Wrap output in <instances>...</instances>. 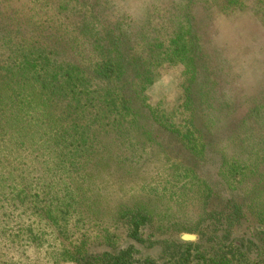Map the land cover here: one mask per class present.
I'll return each instance as SVG.
<instances>
[{
  "label": "trees",
  "instance_id": "trees-1",
  "mask_svg": "<svg viewBox=\"0 0 264 264\" xmlns=\"http://www.w3.org/2000/svg\"><path fill=\"white\" fill-rule=\"evenodd\" d=\"M148 1L138 19L108 0H0V264H264V86L243 97L197 16L264 19V0ZM165 65L182 67L172 105L148 95ZM150 155L201 194L191 227L139 201L88 209L97 178Z\"/></svg>",
  "mask_w": 264,
  "mask_h": 264
},
{
  "label": "rangeland",
  "instance_id": "rangeland-1",
  "mask_svg": "<svg viewBox=\"0 0 264 264\" xmlns=\"http://www.w3.org/2000/svg\"><path fill=\"white\" fill-rule=\"evenodd\" d=\"M108 1L111 10L119 13L127 12L138 19L145 16V8L149 4L148 0ZM252 1L247 0L248 4ZM252 7L236 10L227 15L210 10L204 14L203 19L200 11L197 14L201 29L211 38L215 54L225 59L226 78L241 85L243 97L256 94L264 86V19L260 17L255 7ZM181 70L180 65H165L160 69V80L148 92L152 102L161 99L166 105L174 103L179 93L178 76ZM244 110L245 108L242 107L230 116V119L234 121L241 118ZM215 144L218 151L231 150V143L222 134V126L215 131ZM251 164L258 174L257 187L263 192L264 197V150L252 156ZM135 166L141 173L137 176L120 178L119 181H114L115 178L109 174L97 178L96 183L99 182V186L94 189L97 192L94 193L96 197L91 199L93 201L88 205V209L112 211L121 203L132 204L139 201L154 209L160 225L191 227L201 206L197 201L201 195L199 191L193 189V186L187 184L184 179L175 181L176 185H174L168 179L169 175L158 177L157 169L168 170V165L157 160L154 155H150L147 160L143 157ZM210 176L215 177V172L210 173ZM252 182L253 180L250 183ZM109 223L110 221L107 220V224ZM183 233L194 235L195 238L191 241L197 240V234L190 231L180 232L181 240ZM29 255L34 256V252L30 251ZM29 262L34 261L29 260Z\"/></svg>",
  "mask_w": 264,
  "mask_h": 264
},
{
  "label": "water",
  "instance_id": "water-1",
  "mask_svg": "<svg viewBox=\"0 0 264 264\" xmlns=\"http://www.w3.org/2000/svg\"><path fill=\"white\" fill-rule=\"evenodd\" d=\"M181 238H182L183 240L191 241V240H193V239L195 238V236L192 235V234L183 233V234L181 235Z\"/></svg>",
  "mask_w": 264,
  "mask_h": 264
}]
</instances>
